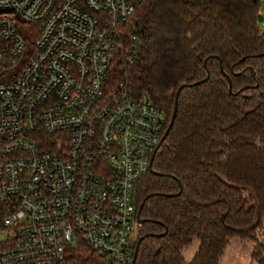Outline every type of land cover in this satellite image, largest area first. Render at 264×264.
I'll return each instance as SVG.
<instances>
[{"label":"built area","instance_id":"built-area-1","mask_svg":"<svg viewBox=\"0 0 264 264\" xmlns=\"http://www.w3.org/2000/svg\"><path fill=\"white\" fill-rule=\"evenodd\" d=\"M140 1L0 0V264H131L166 121L130 75Z\"/></svg>","mask_w":264,"mask_h":264},{"label":"trees","instance_id":"trees-1","mask_svg":"<svg viewBox=\"0 0 264 264\" xmlns=\"http://www.w3.org/2000/svg\"><path fill=\"white\" fill-rule=\"evenodd\" d=\"M258 13V0H141L133 13L138 39L131 79L165 112V129L179 89L152 171L134 183L136 216L144 222L132 240L133 264H219L236 237L253 241L250 257L264 264V242L256 237L264 225V28ZM39 138L48 147L43 133ZM94 258L80 244L69 263Z\"/></svg>","mask_w":264,"mask_h":264},{"label":"rangeland","instance_id":"rangeland-1","mask_svg":"<svg viewBox=\"0 0 264 264\" xmlns=\"http://www.w3.org/2000/svg\"><path fill=\"white\" fill-rule=\"evenodd\" d=\"M259 2V13L264 17V0H258ZM260 26L264 28V21H260ZM136 236V224H134L133 231L131 233L132 240ZM257 239L264 242V225L257 230ZM196 242H193L187 249H185L186 258L192 252ZM253 241L248 239L232 238L223 249L222 256L220 257L219 264H254L250 257Z\"/></svg>","mask_w":264,"mask_h":264},{"label":"water","instance_id":"water-1","mask_svg":"<svg viewBox=\"0 0 264 264\" xmlns=\"http://www.w3.org/2000/svg\"><path fill=\"white\" fill-rule=\"evenodd\" d=\"M257 20H258L259 22H260V21H264V17H263L260 13H258V14H257ZM224 76L226 77V80H227V82H228V86H229V89H230V78H229V76L226 75L225 73H224ZM206 78H207V77L201 79L200 81L193 82V83L190 84V85H196V84H198V83H200V82H203V81L206 80ZM181 86H183V85H181ZM178 92H179V89L176 90V92H175V95H174V101H173V110H172V113H171V116H170L169 122H168V124H167V127H166V129L164 130V133H163V136H162V140H163V138L166 136V134L168 133V131H169V129H170L172 123H173V120H174V117H175V113H176V108H177V97H178ZM160 144H161V142L155 147L154 152H153L152 155H151V158H150V164H149V171H152V169H151V162H152L153 156H154L155 152L157 151V149L159 148ZM142 222H144V219H139L138 217L136 218V222H135V224H136V234H137V230H138V228H139V225H140ZM140 238H141V237H139V239H138L137 241H139ZM136 250H137V247L135 246L134 249H133V254H132L131 264L134 263V260H135V257H136Z\"/></svg>","mask_w":264,"mask_h":264},{"label":"crops","instance_id":"crops-1","mask_svg":"<svg viewBox=\"0 0 264 264\" xmlns=\"http://www.w3.org/2000/svg\"><path fill=\"white\" fill-rule=\"evenodd\" d=\"M194 250H195V245H194V247H192V252L190 253L189 256H191L193 254ZM189 256H187V257H189Z\"/></svg>","mask_w":264,"mask_h":264}]
</instances>
